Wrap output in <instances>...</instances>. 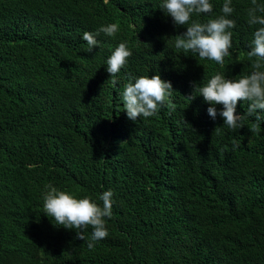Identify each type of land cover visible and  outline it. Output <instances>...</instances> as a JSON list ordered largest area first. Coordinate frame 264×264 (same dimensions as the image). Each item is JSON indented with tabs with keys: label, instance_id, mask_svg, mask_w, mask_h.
<instances>
[{
	"label": "trees",
	"instance_id": "trees-1",
	"mask_svg": "<svg viewBox=\"0 0 264 264\" xmlns=\"http://www.w3.org/2000/svg\"><path fill=\"white\" fill-rule=\"evenodd\" d=\"M162 2L0 0V264H264V119L231 130L202 96L189 99L216 72L252 71L251 0L232 2L223 65L175 49L186 28ZM211 3L220 14L223 0ZM111 23L118 33H100L89 52L83 33ZM121 42L132 56L113 84L106 60ZM156 74L175 110L130 120L129 76ZM49 183L98 204L113 191L109 235L94 249L91 228L83 241L45 215Z\"/></svg>",
	"mask_w": 264,
	"mask_h": 264
},
{
	"label": "clouds",
	"instance_id": "clouds-1",
	"mask_svg": "<svg viewBox=\"0 0 264 264\" xmlns=\"http://www.w3.org/2000/svg\"><path fill=\"white\" fill-rule=\"evenodd\" d=\"M233 0H223L220 14H214L211 0H163L160 9L171 16L176 26L186 28L181 34L175 35L174 47L184 53L191 52L200 59L215 61L218 65L224 64L225 57L229 56L232 48V29L236 22L230 18L235 9ZM207 15V19H199ZM247 23L257 26L253 33L251 48L247 56L251 59L252 71L239 75L238 79H228L221 72H216L206 82L193 83L194 94L202 96L204 101L212 105L207 109L208 115L215 120L217 116L223 118L224 124L231 130L244 127L246 117H254L256 128L264 119V3L251 0L247 8ZM119 31L117 23L102 25L95 33L85 31L82 39L87 42L88 51L91 52L98 46L97 37L104 33L109 37L115 36ZM132 51L127 42H121L112 51L106 60V71L115 77L125 67ZM173 86L170 81L163 80L159 74L149 77L129 76L128 83L122 92L123 108L130 120L136 121L138 117L150 118L158 110L167 106L175 110L171 103ZM240 102H247V114H237ZM215 105H222L218 112ZM256 128L251 129L255 131ZM219 131L216 128L215 132ZM113 191H103L97 199L98 204L91 196L85 195L78 198L68 190H61L51 183L45 185L43 192V208L46 216L51 217L54 225L76 231V237L85 241V231L91 228V236L87 239L89 250L95 248L96 243L108 235L106 218L112 217Z\"/></svg>",
	"mask_w": 264,
	"mask_h": 264
}]
</instances>
